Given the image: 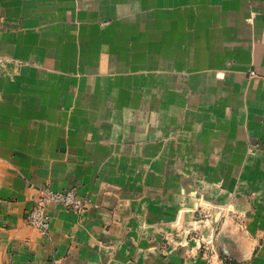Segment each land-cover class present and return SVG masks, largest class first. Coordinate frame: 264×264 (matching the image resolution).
Returning a JSON list of instances; mask_svg holds the SVG:
<instances>
[{
  "label": "crops",
  "instance_id": "obj_1",
  "mask_svg": "<svg viewBox=\"0 0 264 264\" xmlns=\"http://www.w3.org/2000/svg\"><path fill=\"white\" fill-rule=\"evenodd\" d=\"M76 189L79 215L38 188ZM264 264V0H0V264Z\"/></svg>",
  "mask_w": 264,
  "mask_h": 264
},
{
  "label": "built area",
  "instance_id": "obj_2",
  "mask_svg": "<svg viewBox=\"0 0 264 264\" xmlns=\"http://www.w3.org/2000/svg\"><path fill=\"white\" fill-rule=\"evenodd\" d=\"M38 194L33 207L28 211L27 221L44 235H48L50 231V218L47 214L50 204L62 205L79 215L83 214L89 205V201L81 198L76 189L55 191L49 186H44L38 188ZM204 248L205 264H234L231 260L222 259L214 245H205Z\"/></svg>",
  "mask_w": 264,
  "mask_h": 264
}]
</instances>
